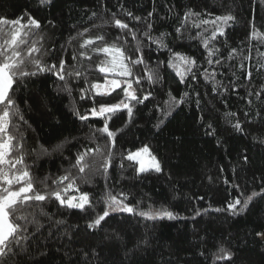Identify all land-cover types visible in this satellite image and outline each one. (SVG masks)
I'll return each mask as SVG.
<instances>
[{"label": "trees", "instance_id": "obj_1", "mask_svg": "<svg viewBox=\"0 0 264 264\" xmlns=\"http://www.w3.org/2000/svg\"><path fill=\"white\" fill-rule=\"evenodd\" d=\"M228 14L235 20L210 39L212 25L202 21ZM0 17L24 25L29 17L38 20L39 29H24L22 54L35 44L40 51L33 57L57 68L63 59L66 73L82 74L66 75L70 91L52 72L21 78L10 95L23 119L14 118L10 130L37 190L55 188L53 181L66 174L83 176L87 183L78 179L79 191L62 195L87 192L92 202L84 210L61 206L55 198L29 202L16 213L28 218L24 238L0 256V264H264V237L257 235L264 233V0H0ZM115 19L128 29L117 27ZM101 35L132 60L142 52L145 63L129 65L141 78L133 88L141 98L152 94L143 104L133 102L131 120L124 109L109 121L110 130L120 131L107 171L102 164L109 138L99 132L92 138L90 131L103 127L102 118L82 122L73 114V106L83 115L123 99L122 88L89 98L93 84L119 77L99 70L107 67V55L92 50L104 46L100 41L81 48L85 39ZM174 53L196 61L195 79L179 61L169 64ZM146 67L158 72V82L145 78ZM180 73H186L183 80ZM81 89L88 90L83 100ZM170 96L179 103L170 104ZM237 121L241 130L234 127ZM146 145L158 157L160 172H140L136 161L126 159ZM97 147L100 152L87 156L89 167L79 173L78 154ZM109 192L118 199L123 193L134 212H110L101 226L89 228L107 207L102 198ZM253 192L259 195L243 211L242 204L228 208ZM161 209L174 218L140 215ZM221 247L232 253L230 260L217 258Z\"/></svg>", "mask_w": 264, "mask_h": 264}, {"label": "snow or ice", "instance_id": "obj_2", "mask_svg": "<svg viewBox=\"0 0 264 264\" xmlns=\"http://www.w3.org/2000/svg\"><path fill=\"white\" fill-rule=\"evenodd\" d=\"M43 3L44 0H41ZM95 15V13H93ZM115 15V14H113ZM129 16L132 14L129 12ZM151 15V13H149ZM135 20H139L140 17H132ZM187 18V14H186ZM235 17L231 14L216 16L212 20H204L203 24L212 25V33L210 39H215L217 35H223L225 26L228 25L230 21H234ZM114 23L117 27L121 29H128V24L124 23L119 19H115ZM6 26L7 27L6 30ZM40 22L35 18L29 17L27 25L21 23V19L17 20H8L7 18L0 17V256H6L11 251V245L19 244L20 241L24 238V233L27 231V222L28 218L26 216H18L17 212L20 211L24 206L29 202H44L46 200L55 198L59 201L61 206H65L71 209L84 210L85 206L91 207L90 195L87 192L81 193L79 196H72L65 198L62 193H66L69 189H75L79 191V186L77 180L80 179L82 182L87 183V180L83 176L74 177L70 174L59 177L57 180L53 181L56 185L53 189H46L45 191H40L36 189L35 182L33 181L31 172L28 169V166L25 164V157L22 151V145L20 144L18 138L10 130L14 126L12 121L14 118L23 119L20 114V109L16 105L15 100L12 98L10 93L13 92V85H17L19 80L24 77L34 76L40 72H52L54 73L60 81L64 82L65 90L70 91L68 80L66 75L69 78L75 77L80 78L81 72L78 70L68 71L66 73V62L61 59L59 61V66L57 68L56 64L46 65L39 58L33 57V52L40 51L39 48L32 45V47L27 49V54H22L21 46L27 44V40L24 39L28 35V32L24 31L25 28L34 27L35 29L40 28ZM150 27V25H149ZM133 37L136 36L135 32L129 30ZM88 32V29L84 30V33H78L79 36H83ZM148 35V33H145ZM256 35V33H253ZM210 39H205L203 41L204 47L208 48ZM96 41H100L104 46L100 48H93V51L102 52L110 57V61H107V67L101 66L100 71L105 74H112L113 76L124 77L123 86L120 79H105L104 85L100 83H95L91 87L96 90L94 96L89 97L94 100L95 96H107L110 95L112 91H115L117 88H122L123 99L118 103L114 104H101L99 107H92L90 110H86L85 114L81 115L78 108L73 106V114L82 122H87L90 118H102L103 127L98 129H93L90 126V131L92 133V138L95 137L97 132L101 134H106L109 138V151L106 156L105 162L102 164V167L105 171L111 166V148L115 146V138L117 132L120 130L112 131L109 129V121L112 120L117 113L121 110L126 109L129 120L133 117V102L134 104H143L149 97L152 95L151 92L144 94L141 97H138L135 89L133 88V80L137 85L140 83V77L135 76L132 67L129 65L135 66L144 64L143 54L137 57V59L132 60L130 57L124 56V50L121 47H118L116 44H107L104 42V37L96 36L94 38H88L83 41L81 48H90ZM166 46V45H165ZM217 50H211L210 54H214ZM235 52V50H233ZM81 56H85L86 53L81 51L79 53ZM90 59V57H87ZM75 60L76 57L74 56ZM175 61H179L180 64L187 67V72L192 74V78L195 79V73L192 72V68L196 65V61L193 58L187 57L181 53H174L169 61V64L172 67H176ZM211 62V61H209ZM217 64L220 63L219 60L215 61ZM31 65L35 70L34 71H25V66ZM243 67V66H241ZM148 75L145 77L150 82H158L160 77L158 72L154 69H148L146 67ZM186 73H180L181 79H184ZM249 78L251 77V72L248 73ZM133 79H128V78ZM103 88V91L101 89ZM88 90L81 89V99L83 100L87 95ZM188 93H184V97H187ZM170 104L179 103L174 97H169ZM170 112L165 109L164 116L169 115ZM232 115V114H228ZM163 121L161 120V123ZM210 127V126H209ZM234 127L237 130H241V125L239 121L236 122ZM94 152H100V148L95 149L88 148L83 152L79 153L77 156L76 164L74 167H77L79 173H85L88 164L85 162L87 156H91ZM16 153V155H14ZM150 150L147 146H144L138 152L134 154H129L126 159L132 161L135 160L140 163V172H145L149 170L145 168L144 162L141 159L142 154H149ZM103 155V153H101ZM247 157H245V160ZM20 167H17V166ZM149 168L160 172L161 165L160 162L156 159L155 156H151V164ZM67 181V185H64V182ZM44 183V182H42ZM14 186H19L15 187ZM238 187V186H237ZM264 192V188L261 189ZM259 195V193L253 192L251 196L245 198L243 203L241 199L237 197L234 202L228 204V208L236 211L237 205H241L239 211H243L247 208L249 202L253 197ZM122 198H117L115 195H112L110 192L106 194L103 199V202L107 205L102 214H98L94 219L88 224L89 228H96L101 226L102 222L106 221V218L109 217L110 212H134V208L128 204L124 203V194L121 193ZM141 216H148L150 218L167 217L169 219L174 218V214L166 209H161L152 212H140ZM24 221V225L20 223ZM33 222L34 219H33ZM258 236L264 237V233H257ZM220 255L217 257L231 259L232 253L221 247L219 249Z\"/></svg>", "mask_w": 264, "mask_h": 264}, {"label": "rangeland", "instance_id": "obj_3", "mask_svg": "<svg viewBox=\"0 0 264 264\" xmlns=\"http://www.w3.org/2000/svg\"><path fill=\"white\" fill-rule=\"evenodd\" d=\"M110 57H108L107 56V61H110ZM106 61V62H107ZM106 66H108V64L106 63ZM112 79H120L121 80V82L123 83V81H124V77H114V78H112ZM104 85V84H103ZM102 85V86H103ZM101 91H103V88L101 89ZM147 146V145H146ZM144 147V146H143ZM143 147H141V148H139V149H137V150H134V151H132V152H130L131 154H134V153H136V152H138L140 149H142ZM148 148H149V150H150V153L149 154H142V157H141V159L143 160V162H144V166H145V168H148V169H151V168H149V165L151 164V156H155L156 157V159L159 161V159H158V157L155 155V153L152 151V149L149 147V146H147ZM129 153V154H130ZM128 154V155H129ZM135 161V160H134ZM137 162V161H136ZM138 163V169L140 168V163L139 162H137ZM161 165V164H160ZM77 196H79V195H77ZM144 217H148V216H144Z\"/></svg>", "mask_w": 264, "mask_h": 264}]
</instances>
